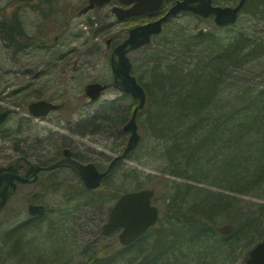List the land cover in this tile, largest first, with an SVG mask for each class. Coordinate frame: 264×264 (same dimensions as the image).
Listing matches in <instances>:
<instances>
[{
  "label": "rangeland",
  "instance_id": "rangeland-1",
  "mask_svg": "<svg viewBox=\"0 0 264 264\" xmlns=\"http://www.w3.org/2000/svg\"><path fill=\"white\" fill-rule=\"evenodd\" d=\"M216 1L235 4L238 0ZM86 2L0 0V17L2 14H16L22 29V34L15 36L14 40L6 42L0 37V108L11 106L15 110L9 122L0 126V165L12 161L20 153H25L34 163L48 164L59 157L63 144H66L77 155L105 169L112 157L123 150L128 133L122 134L120 130L130 117L136 103L134 98L110 86L98 100L91 102L85 99L83 90L85 84L91 81L111 85L110 52L113 45L127 37L130 27L149 18L142 16L143 19L138 17L119 22L109 13V3L93 12L97 24L87 25L85 16L75 15L76 10ZM162 27L160 34L183 32L184 35H191L203 30L223 43L233 39L237 33H242L250 41L257 39L264 42V0L257 3L246 0L237 20L226 27L216 28L211 17L201 18L190 12L171 16ZM110 36L114 39L111 46L107 47L105 40ZM158 37L152 41H157ZM149 51L150 48L142 47L128 53L133 74L137 79L141 78L144 84L148 80L144 72ZM248 51L244 50L250 56ZM260 53L249 57L250 62L242 68L241 82H234L233 76L226 78L225 85L221 87L222 92L216 96L217 101L229 102L240 90L257 92L264 89V54L257 56ZM28 83H35L32 87L35 86L39 92L36 88L34 91L30 88L21 95L15 93ZM39 93L51 97L56 103H63V108L43 119L28 118L25 125L20 123L24 120V111L19 106ZM148 109L141 110L143 112L137 117L140 133L138 145L102 180L101 190L95 194V199L82 197L85 194L81 192L80 179L69 168L43 171L36 182L18 186L0 212V237L12 226L31 219L27 211L29 202L42 203L45 213L42 218H36L28 224L30 230L23 234L19 248L0 249V264H94L102 260H107L108 264H139L145 256L152 254L156 236L152 234L150 238L146 235L145 239L125 249L119 243L118 231L104 235L101 225L119 194L140 188L154 189L152 202L160 210V228L176 232L178 226L172 223L170 206L176 205V198L179 197L177 193H183L187 181L171 174V167L162 154L165 143L148 128ZM117 113L125 117L120 127L119 124L114 126L106 123V119ZM95 115H99V118L94 119ZM7 128L12 138L25 139L21 150L17 151L13 147L11 139L6 137L7 133L2 135ZM251 135L244 141L252 142L254 149L261 141L264 147V133L250 138ZM24 171L25 165L21 166V172ZM262 179L258 187L247 193L223 190L211 186V182L195 180L198 184L191 186L190 193L183 198L186 204L183 203L181 208H186L192 200L198 202L206 190L219 193L223 195L221 198L224 202L222 207L213 212L214 221L217 226L231 223L235 229L240 225L243 215L255 212L261 206L264 213V177ZM180 185L181 190L176 192V187ZM263 213L259 212V216ZM260 217L258 230H249L243 237L238 235L237 238L226 240L223 234L214 229L212 235L207 233L202 244L185 242L177 246L179 250L171 252V256L160 262L244 264L248 244L264 234V215Z\"/></svg>",
  "mask_w": 264,
  "mask_h": 264
},
{
  "label": "trees",
  "instance_id": "trees-1",
  "mask_svg": "<svg viewBox=\"0 0 264 264\" xmlns=\"http://www.w3.org/2000/svg\"><path fill=\"white\" fill-rule=\"evenodd\" d=\"M0 18V37L4 41L14 40L15 36L22 34L16 14H2ZM172 33L173 35H157V41L144 47L150 48L146 55L144 72L148 80L145 84L141 82V78L138 81L146 92L145 109L149 107L146 111L148 128L165 143L162 154L171 167L172 175L176 176L177 172L190 173L194 181H208L234 192L247 193L258 187L264 177L263 144L260 141L259 146L254 149L252 142H245L246 137L251 134L250 138L264 133V89L257 92L240 90L231 101L225 103L217 101L216 96L222 92L221 87L225 85L227 77L233 76L234 82H241L242 68L250 62L249 57L254 53L261 51L257 55L259 57L264 54V42L257 39L250 41L242 33H237L226 43L202 30L191 35H184L183 32ZM155 38L156 36L153 39ZM251 45L254 48H250ZM245 49H249L247 53L250 56L246 55ZM141 112L143 111L138 115ZM124 120L125 117L118 116L117 113L106 119V123L114 126L119 124L120 127ZM120 131L124 134L122 128ZM246 133L249 135L246 136ZM21 154L27 157L25 153ZM75 158L87 161L79 155ZM118 163L119 161L112 169ZM80 184L81 192L85 194L82 197L95 199V194L101 190V187L86 189L81 181ZM181 186L176 187V192L181 190ZM190 189L192 187L185 184L183 193H177L179 199L176 198V205L170 206L173 213L172 223L178 226L177 230L172 227L175 233L160 228L162 223L159 219L157 227L154 226L131 245L124 247L126 249L139 243L146 235L151 236L150 238L156 236L152 254L145 256L139 264H161V259L166 260L171 252L179 250L177 246L185 242L202 244L207 233L210 234L214 229L216 231L213 212L222 207L223 195L206 190V194L200 195L198 202L196 199L192 200L183 209L182 204H186L183 198L190 193ZM262 210L263 206L255 212L243 215L240 225L235 229L231 223H227L231 226L230 232L221 234L227 240L237 238L238 235L243 237L249 230H258L261 223L258 219L259 212L263 213ZM263 215L264 213L261 217ZM232 216L240 217L238 214ZM36 218L18 223L4 231L0 237V249L19 248L23 234L30 230L28 224ZM263 236L261 234L253 241V236L250 237L248 251ZM94 264H108V261H95Z\"/></svg>",
  "mask_w": 264,
  "mask_h": 264
},
{
  "label": "water",
  "instance_id": "water-1",
  "mask_svg": "<svg viewBox=\"0 0 264 264\" xmlns=\"http://www.w3.org/2000/svg\"><path fill=\"white\" fill-rule=\"evenodd\" d=\"M111 0H88V3L78 11V15L86 13L95 6H102ZM120 4H114L111 11L119 20L138 16L147 12L156 11L163 0H117ZM246 0H238L234 6H213L211 0H176L160 18L129 29L128 36L119 44L115 45L110 54V67L113 73L112 85L119 91L129 93L138 102L133 107L129 119L123 125V130L129 131V136L122 152L115 155L107 168L103 171L92 162L83 163L71 157L69 148L63 149V157L48 165H39L26 159L27 169L24 174L19 171V163L22 156L17 157L7 165L0 166V211L5 206L8 198L16 191L18 183L30 184L38 179V173L42 170L67 166L78 173L86 188L95 189L100 186L101 180L106 176L111 167L118 160L124 159L138 144L140 133L138 132L137 114L143 109L146 102V93L143 86L132 74V63L128 52L148 44L152 35L162 31V23L169 16L176 15L181 11H189L201 17L214 15L217 26L233 24L238 17V12ZM122 4V5H121ZM123 5H126L123 6ZM88 21L91 17L88 16ZM110 41V39H107ZM107 88L106 83L90 82L85 86L84 95L90 100H96ZM60 104L46 100H37L29 104V112L35 116H44L51 110H56ZM10 113V109L0 112V125L3 124ZM154 190L142 188L127 191L119 195L113 202L106 221L101 226L104 235H108L117 229L119 242L123 246L131 244L135 239L154 226L159 217V209L152 204ZM31 216L42 215L45 206L41 203L30 202L27 206ZM231 226L223 225L219 231L227 234ZM245 264H264V237L257 242L249 251Z\"/></svg>",
  "mask_w": 264,
  "mask_h": 264
},
{
  "label": "flooded vegetation",
  "instance_id": "flooded-vegetation-1",
  "mask_svg": "<svg viewBox=\"0 0 264 264\" xmlns=\"http://www.w3.org/2000/svg\"><path fill=\"white\" fill-rule=\"evenodd\" d=\"M167 1L168 0H164V2H163V6H162V8H160L158 11H156V12H152V13H146V14H143V15H140V16H135V17H131V18H126V19H123V20H118L117 19V21H119V22H123V21H127V20H130V19H136V18H138V17H141L140 19H143V17H146V18H149V20H145L144 22H142V23H139V24H143V23H145V22H148V21H153V20H155V19H158V18H160L162 15H164L165 13H166V11L169 9V7L176 1V0H169L170 2H169V4H168V6H167ZM112 2V3H111ZM111 2H109L110 3V8H109V13H111L112 15H113V13H112V11H111V7H112V5L113 4H115V3H117L116 1H114V0H112ZM88 3V0H87V2L84 4V5H86ZM109 3H107V4H109ZM211 4L213 5V6H234L235 4H223V3H220V2H217L216 0H211ZM84 5H82L81 7H79L77 10H76V13H75V15L76 16H78V17H81V16H85V22H86V24L87 25H93V24H97V22H95L94 21V19H95V17H94V14H93V12L96 10V9H100L101 7H103V6H95V7H93L92 9H89L86 13H84V14H81V15H78V11L84 6ZM167 6V7H166ZM164 7H166V8H164ZM164 9V10H163ZM163 10V11H162ZM183 12H185V11H183ZM75 15H73L72 17H74ZM88 16H90L91 17V21H88L87 20V18H88ZM143 16V17H142ZM196 16H198V15H196ZM198 17H201V16H198ZM208 17H211L213 20H214V15L213 14H211V15H209ZM165 21H167V20H165ZM165 21H164V23H165ZM136 25H138V24H135L134 26H136ZM163 25V24H162ZM129 30V29H128ZM128 33V32H127ZM128 35V34H127ZM107 39H110V41H108ZM113 39H114V37H112V36H110V37H107L106 38V40H105V42H106V46L107 47H110L111 46V44H112V42H113ZM114 46V45H113ZM112 50V49H111ZM91 82H95V81H91ZM88 83H90V82H88ZM88 83H86L85 84V86L88 84ZM35 83H28L26 86H23V87H21V88H18V90L17 91H15V93H17L18 95H21V94H23L26 90H29L30 88H32V90L34 91V88H36L35 86L34 87H32L33 85H34ZM85 86H84V89H85ZM110 86H112V85H110V84H108V88L110 87ZM37 89V88H36ZM38 90V89H37ZM38 92H39V90H38ZM85 99H87V98H85ZM37 100H46V101H49V102H54V103H56L55 101H54V99H52L51 97H47V96H44V95H41L40 93H39V95H37V97H35V98H33V99H30L26 104H24L25 102H23L19 107L24 111V117H23V121H21L20 123H22V124H24L25 125V121H28L29 119L28 118H41V119H43V118H45V117H47L49 114H51V113H53V112H55V111H57V110H60L61 108H63V103H59V104H61V106H60V108L59 109H57V110H52V111H49L45 116H34L33 114H31L30 112H29V109H28V106H29V104L31 103V102H33V101H37ZM89 101H91V102H94V101H92V100H90L89 99ZM7 109H10V113L8 114V116H7V118H6V120H5V122L2 124V125H0L1 127L3 126V125H5V124H7L8 122H9V120H10V116L15 112V110H14V108H12L11 106H5V107H1L0 108V112H3V111H5V110H7ZM94 119H98L99 118V115H95L94 117H93ZM19 128H21V127H19ZM4 133H7V135H6V137H9V139H11V141H12V145H13V147L15 148V149H17V151H19V150H21L23 147H22V143L24 142V138H22L21 140H20V138H12V134H11V132H10V130H9V128H7V129H5V131H3L2 132V135L4 134ZM5 136H4V138H6ZM67 147H69L70 148V150H71V157L72 158H74V159H76L75 158V156L77 155L75 152H74V149L72 148V147H70V146H68V145H66ZM76 160H78V159H76ZM89 160H87V161H81V162H84V163H86V162H88ZM54 162V161H53ZM21 164H20V170H21V166H23V165H25V171H26V168L28 167L27 166V164H26V162H25V160H22L21 162H20ZM51 163V162H50ZM36 164H38V163H36ZM49 164V163H48ZM40 165H42V164H40ZM43 165H47V164H43ZM97 166V165H96ZM98 167V166H97ZM58 168V167H57ZM59 168H69V167H65V166H61V167H59ZM99 168V167H98ZM70 169V168H69ZM71 170V169H70ZM24 171V172H25ZM44 171H47V170H44ZM72 171V170H71ZM43 172V171H42ZM72 172H74V171H72ZM75 173V175H77L78 176V178L80 179V177H79V175L76 173V172H74ZM80 181H81V179H80Z\"/></svg>",
  "mask_w": 264,
  "mask_h": 264
},
{
  "label": "bare ground",
  "instance_id": "bare-ground-1",
  "mask_svg": "<svg viewBox=\"0 0 264 264\" xmlns=\"http://www.w3.org/2000/svg\"><path fill=\"white\" fill-rule=\"evenodd\" d=\"M190 13H191V12H190ZM128 32H129V31H128ZM159 34H160V33H159ZM159 34H157V35H159ZM157 35H152V36H151V40H150V42H149L148 44L143 45L142 47H145V46L149 45V44L152 42L153 37H154V36H157ZM127 36H128V35H127ZM142 47H140V48H142ZM138 49H139V48H138ZM189 175H190V177H189ZM176 176L179 177L180 179H185V180L187 181L185 184L190 185V186H192V185H194V184H198L197 182H199V181L195 182L193 179H191L192 177H191V174H190V173H189V174H180V172H177V173H176ZM200 184H202V183H200ZM210 184H212V183H210ZM211 186H215V187H217V188H219V189H223V190L231 191V190L227 189L226 187L218 186V185H216V184H212ZM226 225H228V224H226ZM219 227H221V226H217V227H216V230H217L218 232H220V231H219Z\"/></svg>",
  "mask_w": 264,
  "mask_h": 264
}]
</instances>
